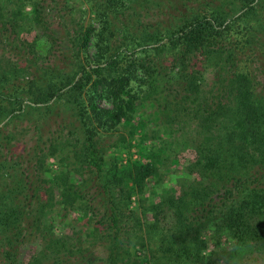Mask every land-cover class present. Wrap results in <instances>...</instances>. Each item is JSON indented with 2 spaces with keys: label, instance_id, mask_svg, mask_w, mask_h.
<instances>
[{
  "label": "trees",
  "instance_id": "1",
  "mask_svg": "<svg viewBox=\"0 0 264 264\" xmlns=\"http://www.w3.org/2000/svg\"><path fill=\"white\" fill-rule=\"evenodd\" d=\"M54 1L0 0V92L4 86L12 88L18 80L33 79L36 74V41L26 34L35 32L37 39L36 30L42 31L56 42L49 10ZM206 1L211 16L184 20L153 44L155 52L174 50L167 70L152 58L142 64L143 102L157 107L161 122L179 131L196 121L202 134L197 180L186 192H164L148 203V180L157 171L160 158L147 146L139 120L135 125L129 123L133 127L131 147L137 150L129 149L125 158L106 166L103 154L91 141L83 153L78 151L91 182L89 191L84 182L74 181L69 170L55 171L49 165L69 151L61 140L33 149L27 167L9 157L13 155L10 149L0 146V264H23L21 249L30 244L36 248L27 264H264V82L258 92L260 83L237 69L235 56L223 40L222 25L233 2ZM179 3L184 6L182 0H175L172 6L178 8ZM236 3L241 20L259 4L264 9V0ZM92 32V27L86 28L78 42L81 47L89 43ZM251 34L257 56L264 60V35ZM118 61L111 58L93 71L98 77L92 82L94 90L107 84L112 96L111 109L90 102V114L104 123L133 121L138 107V97L127 89L129 78L103 76L104 69L115 68ZM260 70L264 76V65ZM204 72L211 80L208 91L201 95ZM77 81L54 84L46 98L33 102L47 103L63 97L65 91L71 96L77 91L70 108L77 111L80 107L83 115L88 114L79 98L85 83ZM28 93L36 95L32 84ZM24 107L6 113L17 118L24 114ZM72 211H83L76 221H85V230L76 231L72 225L71 233L56 232L58 220L64 221ZM207 235L214 238L212 248ZM227 240L234 243L232 252L215 247ZM98 245L106 250L104 258L95 254ZM138 246L146 247L147 254L137 256L135 253L142 254L135 252ZM231 253L240 262L233 261Z\"/></svg>",
  "mask_w": 264,
  "mask_h": 264
},
{
  "label": "rangeland",
  "instance_id": "2",
  "mask_svg": "<svg viewBox=\"0 0 264 264\" xmlns=\"http://www.w3.org/2000/svg\"><path fill=\"white\" fill-rule=\"evenodd\" d=\"M236 1L230 0L233 2V9L225 17L222 25L225 29L223 40L228 43L230 52L235 56L237 69L251 76L256 83H260L259 92L264 82L260 70L264 60L257 56L254 36L251 33L264 35V9L259 4L251 10V14L246 15L245 20H241V12L237 9ZM172 2L174 6L175 0H167V3L164 0L50 2V19L54 23L52 29L56 42L52 43L53 37L49 39L43 36L42 31L36 30L37 39L34 38L35 32L26 34L27 39L33 43L36 41L34 43L37 55V65L34 67L36 74L33 79L18 80L12 88L4 86L0 92V146L11 150L13 155L9 157L17 160L20 166L27 167L31 162L33 149L47 148L61 140L69 151L51 160L49 165L55 171L69 170L74 181L84 182L85 190L89 191L91 182L87 178L88 173L83 171L85 164L84 157L81 156L85 147L90 141L96 143L104 156L106 166L116 159L125 158L129 149L131 152L137 150L136 147H131L133 142L130 141V134L133 132V127H129V123L135 125L139 120L143 122L147 146L151 147L160 158L157 171L148 180L146 191L148 203L157 201L164 192L177 194L186 192L199 176L197 151L202 141V134L194 120L179 131L173 130V127L168 129L161 122L157 107L147 101L143 102L146 86L142 64L149 63L152 58L154 62L162 63L167 70L171 65L174 50L166 48L162 52H155L152 46L157 37L167 36L184 20H193L203 15L211 16L212 10L206 5V0H182L184 6L181 7L179 3L178 8L173 7ZM27 9L29 10L30 7ZM89 27L93 28L89 43L81 47L78 42ZM153 52L156 56H153ZM111 58L118 59V64L115 68L106 67L103 76L110 80L123 74L129 78L127 89L138 97V107L133 121L129 118L117 124L108 121L104 123L99 117L90 114L91 99L100 109L112 108L109 86L102 84L94 90L92 85V82L98 78L93 71L97 66L103 67L102 63ZM176 72L177 70H174L173 75ZM87 74H92V79L88 80ZM201 76H203L202 95L208 91L211 77L205 72ZM75 79L78 80L77 82L85 83L79 98L88 114L83 115L78 110L80 107L77 111L70 108V99L77 97L74 95L77 91L73 92V96L65 91L63 97L47 103L33 102L46 98L48 89L54 84L63 86L65 82ZM31 84L36 88L35 96L28 93ZM14 99L17 102L13 106ZM20 105L25 107L22 110L24 114L19 117L14 118L12 113H6L19 108ZM68 149H65V152ZM78 151L81 152L79 155ZM51 172L49 171L48 174L50 175ZM68 215L64 221L58 220L56 232L64 229L71 233L72 225H76V231L85 230L83 228L85 221H76L83 216V211H72ZM87 219L91 222V217ZM206 237L209 239V248H212L214 238L209 235ZM222 242V245L218 243L215 247L232 252L234 243L228 240ZM35 248V244L23 246L21 249L23 264L28 263L29 255ZM94 249L99 258L106 256L103 245L95 246ZM136 251L142 252L141 255L135 253L141 257L143 253L147 254L148 249L138 246L135 248ZM231 259L240 262V258L232 253Z\"/></svg>",
  "mask_w": 264,
  "mask_h": 264
}]
</instances>
